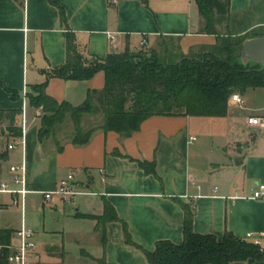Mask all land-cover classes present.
I'll return each instance as SVG.
<instances>
[{
    "label": "crops",
    "instance_id": "obj_1",
    "mask_svg": "<svg viewBox=\"0 0 264 264\" xmlns=\"http://www.w3.org/2000/svg\"><path fill=\"white\" fill-rule=\"evenodd\" d=\"M229 9L212 24L196 0H0V112L18 111V127L26 124L24 147L9 151V121L0 122V181L14 187L10 168L26 163V206L44 212L32 224L36 264H149L126 244L122 223L148 251L159 241L181 244L184 208L194 212L196 233L218 241L226 233L244 239L264 232V201L251 199L264 184V129L248 124L251 117H264V88L240 94L242 105L229 102L223 118L154 116L130 137L98 129L85 146L72 143L70 118L68 131L40 138L43 113L38 117L28 99L50 70L66 63L70 32L87 61L127 46L139 50L142 42L156 49L172 44L175 52L196 58L247 34L264 36V0H230ZM240 58L241 51V63ZM105 86L103 71L88 81L54 77L46 94L77 107L90 91ZM104 121L97 113L84 115L81 124L91 130ZM138 162L154 163L156 174H147ZM71 173L89 194L71 204L45 205L43 193L56 190ZM11 201V195H0V244L8 246L17 244L20 228L8 218ZM106 203L120 221L99 223Z\"/></svg>",
    "mask_w": 264,
    "mask_h": 264
},
{
    "label": "trees",
    "instance_id": "obj_2",
    "mask_svg": "<svg viewBox=\"0 0 264 264\" xmlns=\"http://www.w3.org/2000/svg\"><path fill=\"white\" fill-rule=\"evenodd\" d=\"M200 14L213 21L215 16L230 14V0H196ZM60 17L65 20L62 8ZM213 24V22H212ZM255 35L247 34L229 43L222 51L188 58L163 45L162 52L156 48L144 51L131 50L109 54L105 59L87 61L80 53L75 35H67V60L48 73L45 83L33 87L28 95L32 107H43L40 138L54 135L67 119L74 125L72 143L87 145L96 130L114 131L130 137L140 130L142 123L154 116L223 118L229 110L233 94H244L249 89L264 88V71L260 66H243L238 61V52L243 43ZM103 71L106 86L101 91H90L80 106L67 102L58 103L46 94L49 79L58 77L70 81H88ZM17 97V94L14 93ZM102 113L104 126L91 130L82 128V117ZM20 112H0L2 119L9 121V137H20L18 127ZM147 174H156L155 164L138 162ZM186 209L183 242L174 244L159 241L154 250L148 251L132 238L128 226L123 224L126 244L140 250L149 264H250L263 260L260 247L226 233L218 241L214 235H201L193 229V210ZM106 224L120 221L110 204L98 219ZM4 237V236H3ZM9 238V236H8ZM106 238L104 237L103 242ZM8 242L2 241V245ZM7 251L0 252V264H9Z\"/></svg>",
    "mask_w": 264,
    "mask_h": 264
},
{
    "label": "built area",
    "instance_id": "obj_3",
    "mask_svg": "<svg viewBox=\"0 0 264 264\" xmlns=\"http://www.w3.org/2000/svg\"><path fill=\"white\" fill-rule=\"evenodd\" d=\"M112 2H116V0H112ZM108 38L111 42L116 39L115 35L111 33L108 34ZM145 45V42L141 43V46ZM230 102L237 105H242L244 103L243 99L238 93L232 95ZM42 113L43 107L38 108L37 116L41 117ZM248 124L264 129V117H251L248 119ZM25 126L26 124H23L22 135L20 137H11L12 142L7 146L9 151L16 150L19 147H24L26 133ZM195 140V138L191 139L192 142ZM10 174L13 177L12 184L15 188L12 187L7 181L2 180L0 181V195H11V206L13 208H20L22 216L24 217L26 213V197L30 193V190L28 189L26 163L23 162L20 165L11 166ZM88 194L89 193L84 189V187H82L77 182L75 175L71 173L60 182L56 190L43 193L44 204L49 205L55 201L71 204L76 200L77 197ZM251 199L264 201V184L259 185L258 188L253 191ZM15 237L17 240V244L15 245L8 246L0 244V252L7 251L8 253L7 259L9 264H36V232L26 226L24 219L22 221L21 228L16 231ZM243 240L259 246L263 255V260L261 262L250 264H264V232L248 233Z\"/></svg>",
    "mask_w": 264,
    "mask_h": 264
},
{
    "label": "rangeland",
    "instance_id": "obj_4",
    "mask_svg": "<svg viewBox=\"0 0 264 264\" xmlns=\"http://www.w3.org/2000/svg\"><path fill=\"white\" fill-rule=\"evenodd\" d=\"M169 46H172V44H168ZM143 47V46H142ZM162 46L161 48H157L158 51H161L162 50ZM141 49V48H140ZM139 49V50H140ZM172 49V48H171ZM150 49L147 45L144 46V51L145 52H148ZM137 51V50H136ZM163 51V50H162ZM161 51V53H163ZM67 122V121H66ZM66 122L62 125V126H59L58 129L56 130V134H59V133H65L66 131H68V126H66L64 128V125L66 124ZM73 124V122H72ZM89 124H91V122H89ZM73 126V125H72ZM73 128V127H72ZM206 129L202 130V131H205ZM12 142V139L10 141V143ZM6 198V197H5ZM81 198H78V200H80ZM74 208V207H73ZM43 210H39V209H36V208H32V206L27 205L26 206V213H25V216L24 218L22 217V213L20 212V209H17V208H12L9 213L7 214L8 215V218L13 222V224H18L19 227L21 228L22 226V221L24 219L25 221V224L26 226L29 228V229H32L34 230V228L32 227V224H39L40 222V219L41 221L43 220ZM19 228V229H20ZM35 231V230H34ZM37 241V239H36Z\"/></svg>",
    "mask_w": 264,
    "mask_h": 264
},
{
    "label": "water",
    "instance_id": "obj_5",
    "mask_svg": "<svg viewBox=\"0 0 264 264\" xmlns=\"http://www.w3.org/2000/svg\"><path fill=\"white\" fill-rule=\"evenodd\" d=\"M240 60L243 66L252 62L264 71V36L247 39L242 45Z\"/></svg>",
    "mask_w": 264,
    "mask_h": 264
}]
</instances>
